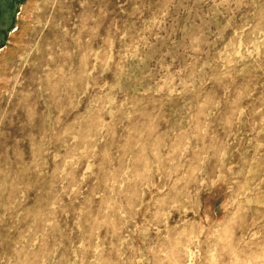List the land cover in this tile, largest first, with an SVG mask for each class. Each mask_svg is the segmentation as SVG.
I'll return each instance as SVG.
<instances>
[{
	"label": "rangeland",
	"instance_id": "obj_1",
	"mask_svg": "<svg viewBox=\"0 0 264 264\" xmlns=\"http://www.w3.org/2000/svg\"><path fill=\"white\" fill-rule=\"evenodd\" d=\"M0 264H264V0H0Z\"/></svg>",
	"mask_w": 264,
	"mask_h": 264
},
{
	"label": "crops",
	"instance_id": "obj_2",
	"mask_svg": "<svg viewBox=\"0 0 264 264\" xmlns=\"http://www.w3.org/2000/svg\"><path fill=\"white\" fill-rule=\"evenodd\" d=\"M2 1V0H1ZM4 1V0H3Z\"/></svg>",
	"mask_w": 264,
	"mask_h": 264
}]
</instances>
